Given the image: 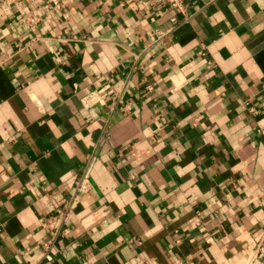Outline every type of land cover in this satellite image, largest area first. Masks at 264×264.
I'll return each mask as SVG.
<instances>
[{"label":"crops","instance_id":"0c3cea01","mask_svg":"<svg viewBox=\"0 0 264 264\" xmlns=\"http://www.w3.org/2000/svg\"><path fill=\"white\" fill-rule=\"evenodd\" d=\"M182 2L0 0V264L247 262L264 0Z\"/></svg>","mask_w":264,"mask_h":264},{"label":"built area","instance_id":"2783aa9c","mask_svg":"<svg viewBox=\"0 0 264 264\" xmlns=\"http://www.w3.org/2000/svg\"><path fill=\"white\" fill-rule=\"evenodd\" d=\"M169 10L173 12L170 17V22L172 25H177L181 20L186 21L189 17V12L184 6L182 0H164ZM148 90L151 89L150 86L147 87ZM85 186H80L79 191H83ZM179 264H196L194 261L187 260L180 262ZM245 264H264V232L258 241L257 245L251 252L247 262Z\"/></svg>","mask_w":264,"mask_h":264}]
</instances>
